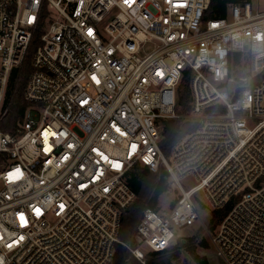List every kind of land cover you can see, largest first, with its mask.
<instances>
[{"label":"built area","instance_id":"2783aa9c","mask_svg":"<svg viewBox=\"0 0 264 264\" xmlns=\"http://www.w3.org/2000/svg\"><path fill=\"white\" fill-rule=\"evenodd\" d=\"M210 2L0 0V264H114L118 244L146 264L198 223L224 264H264V11L245 0L206 18ZM39 28L30 105L5 132L11 73ZM180 117L197 125L167 155L163 120ZM137 164L166 173L174 197L144 210L130 246ZM227 205L211 231L200 210Z\"/></svg>","mask_w":264,"mask_h":264},{"label":"trees","instance_id":"16d2710c","mask_svg":"<svg viewBox=\"0 0 264 264\" xmlns=\"http://www.w3.org/2000/svg\"><path fill=\"white\" fill-rule=\"evenodd\" d=\"M245 0H211L209 9L205 17H221L227 14L228 6L231 3H240ZM41 29L39 28L31 42L26 61L19 67L13 69L7 91L5 101V114L1 120V127L5 132H14L18 127L20 121L23 120L26 109L29 107V102L25 98V90L28 80L34 71L33 57L37 47L41 43ZM235 61H240V52L234 53ZM179 98V112L185 115L189 112V101L191 98L190 89V75L186 72L181 84L178 88ZM163 140L161 143L163 151L169 155L170 151L180 139V137L195 128L196 122H193L184 117L169 118L163 120ZM166 173H154L147 167L137 164L131 171L129 181L133 190L136 192V200L132 206L126 211L123 220L120 236L124 242H134V232L141 219V216L146 208H156L159 197L170 188V183L166 178ZM230 210V205L214 212L213 221L216 223ZM187 240L193 238H186L181 240L180 247L188 243ZM202 245L207 246L206 240L201 242ZM178 248L173 246L163 252H149L146 264H171L170 256L166 257L172 250ZM190 253L199 264H210L206 257H202L191 249ZM178 256V255H176ZM175 256V257H176ZM162 260H158V259ZM114 264H143L137 259L131 251L123 244H118L115 254Z\"/></svg>","mask_w":264,"mask_h":264},{"label":"rangeland","instance_id":"374dc122","mask_svg":"<svg viewBox=\"0 0 264 264\" xmlns=\"http://www.w3.org/2000/svg\"><path fill=\"white\" fill-rule=\"evenodd\" d=\"M251 1L254 6V11L256 10L264 11V0H251ZM172 197H174V192L170 185V188L166 192L160 195L157 207L164 203H171ZM200 212L206 218V225L208 226V228L211 231H213L217 223V222L214 223L213 221V218H212L213 213L212 214L210 213L211 217L209 218L208 215H206L203 210H200ZM179 233L183 234L184 236L188 238H193V240H187V242L185 243H188V244L181 246V247H180L181 240H184L186 238L178 239L176 241V244L174 246H178V248L174 249V251L172 250L170 253L166 255V257L170 256L171 264H199L197 263V261L194 260L192 254L190 253L191 249H194L196 253L199 254L200 256L206 257L209 260L210 264H224L222 259L216 254V250L211 244L210 236L208 232L205 230V227L201 223L196 224L194 227L182 228V230L179 231ZM121 240L123 241L122 238ZM133 240L134 242L129 241L126 243L129 244L130 246H136L137 241H135V238ZM203 240H206L208 244L207 246L201 244ZM144 250H147V248L144 247ZM146 252H147L146 260H148L149 252L148 251ZM158 260H162V259L160 258ZM161 264H165V263H161Z\"/></svg>","mask_w":264,"mask_h":264},{"label":"snow or ice","instance_id":"6c2138e0","mask_svg":"<svg viewBox=\"0 0 264 264\" xmlns=\"http://www.w3.org/2000/svg\"><path fill=\"white\" fill-rule=\"evenodd\" d=\"M132 2H133V0H125V3H129L130 4ZM177 6L179 7V6H182V5L180 3H178ZM91 34H92L91 31H89V35H91ZM157 74L158 75H162V73H160V72H158ZM117 131H119V129H117ZM11 175H12V177H17L19 175V170H17L16 173L11 174ZM61 208H63V205H61ZM36 211H37V213H39L38 209ZM19 219L21 220L22 223L25 222L24 221V217H23L22 214L20 215ZM21 239H23V237H21Z\"/></svg>","mask_w":264,"mask_h":264}]
</instances>
